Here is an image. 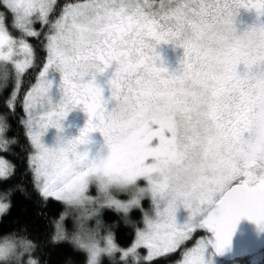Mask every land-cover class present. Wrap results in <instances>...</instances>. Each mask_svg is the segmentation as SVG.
Instances as JSON below:
<instances>
[{
	"label": "snow or ice",
	"instance_id": "1",
	"mask_svg": "<svg viewBox=\"0 0 264 264\" xmlns=\"http://www.w3.org/2000/svg\"><path fill=\"white\" fill-rule=\"evenodd\" d=\"M55 2L3 0L12 13L8 22L0 10V67L12 84L5 100L9 109L19 102L25 75H31L26 69L36 70L34 49L25 37L46 36V60L22 101L40 194L59 199L97 168L147 177L153 194L162 193L165 186L152 182L153 173L196 149L214 171L204 177L208 187L199 207L182 224L171 203L155 219L145 216L146 229L137 230L132 244L120 250L122 256L140 264L176 249L193 229L203 228L214 240L202 237L179 264H205L206 244L222 252L241 217L264 228V171L257 170L264 161V24L239 33L234 24L241 7L264 13V0H75L52 18ZM36 21L47 25L45 33L34 27ZM11 29L19 38L10 35ZM160 42L183 47L178 72H169L160 60L155 51ZM88 61L101 73L116 62L107 99L95 77L85 79L77 71ZM52 69L60 73L55 103ZM111 100L122 102L121 110L109 108ZM78 105L88 114L79 134L64 146H46L43 133L49 126L61 130L63 118ZM96 130L107 155L77 151ZM11 167L0 157V176H8ZM141 245L147 257L137 251Z\"/></svg>",
	"mask_w": 264,
	"mask_h": 264
},
{
	"label": "clouds",
	"instance_id": "2",
	"mask_svg": "<svg viewBox=\"0 0 264 264\" xmlns=\"http://www.w3.org/2000/svg\"><path fill=\"white\" fill-rule=\"evenodd\" d=\"M5 70V67H0V89L6 88L9 84L8 78L4 76ZM77 71L82 78L86 76L92 78L101 73L93 61L82 64ZM121 103L120 101L114 103L118 111L121 110ZM10 127L8 113L0 112V147L6 148L14 142V138L6 135ZM70 139L58 134L57 142L52 148L64 146ZM98 156L97 154L95 157ZM86 164L87 162L85 166ZM257 170L264 171V161H261V167ZM213 174V169L202 162V157L196 149L164 163L160 170L153 173L152 182H159L165 186L162 193L155 195L152 192V183L147 177H145L147 184L140 185L137 179L141 176L129 177L122 172L97 168L84 178L81 185L64 192L59 198L62 208L52 221L53 231L48 242L68 243L74 251L84 254V264H103L105 258L110 264H136L131 256L123 261L117 260L119 245L115 243L114 232L103 226L101 209L112 208L121 214L122 219L127 220L130 209L137 206L141 207L144 217L151 218L148 211L141 206L142 199L150 195L155 218L157 212H162L170 203L175 207L178 204L185 207L187 204L189 211H195L199 207L201 195L208 187L204 177ZM92 185L96 189L94 194L90 191ZM16 191L27 195L26 186L22 182L0 190V216L5 215L10 209L11 197ZM121 192L126 193V199H121L116 194ZM161 201L164 202L162 209L159 207ZM109 240L116 247H111ZM40 247V242L29 234L26 225L0 233V264H48L47 259L42 258L38 252ZM63 264H74L72 257H65Z\"/></svg>",
	"mask_w": 264,
	"mask_h": 264
},
{
	"label": "trees",
	"instance_id": "3",
	"mask_svg": "<svg viewBox=\"0 0 264 264\" xmlns=\"http://www.w3.org/2000/svg\"><path fill=\"white\" fill-rule=\"evenodd\" d=\"M67 2H75V0H56L55 11L50 13V17L54 18L59 15V10ZM0 10L6 13V22L11 20L10 12L0 3ZM9 27L11 25L9 24ZM34 27L42 34L47 31V25L41 26V23H35ZM15 33V29H11ZM18 37V34L15 33ZM25 39L33 46L34 57L36 58V70L33 71L30 65L26 69L25 80L21 90L18 92L19 102L14 109H9L5 105V100L11 94L12 84L9 83L6 88L0 89V112H8V120L11 127L8 128L6 135L14 138V142L8 147L0 148V157L8 160L11 164L10 174L4 178L0 177V190L14 186L17 182H22L26 186L27 195L16 191L11 197V207L8 212L0 216V233L9 231L13 228H19L21 225H26L29 234L38 242L41 247L38 249L42 258H46L48 264H63L65 257L71 256L74 264H84V254L74 251L72 247L61 242L51 244L48 242L49 235L53 231V219L58 215L62 208L60 201L52 198L45 199L36 187L34 173L30 164L31 153L33 152L30 139L24 124V108L23 95L26 94L27 88L31 83L35 82L40 68L47 57L46 36L39 37L28 36ZM142 208H147L146 201H142ZM100 216L103 226L111 229L114 232L115 243L119 245V256L117 260L123 261L125 258L120 256V250L129 247L134 241L137 229L141 225L143 212L140 208L130 210L128 219L121 218V214L114 211L112 208H104ZM181 249H177L167 255L156 257L151 260H143L140 264H173L180 256ZM251 258L238 260L239 264H264V257L257 262H252ZM252 263H251V262ZM103 264H110L105 258Z\"/></svg>",
	"mask_w": 264,
	"mask_h": 264
},
{
	"label": "flooded vegetation",
	"instance_id": "4",
	"mask_svg": "<svg viewBox=\"0 0 264 264\" xmlns=\"http://www.w3.org/2000/svg\"><path fill=\"white\" fill-rule=\"evenodd\" d=\"M237 25L242 28V31L246 30L249 26L256 24H264V13H261L257 16V13L254 9H245L241 7L235 17ZM155 51L159 53L160 60L167 67L169 72L179 71V65L181 58L184 54V49L180 45H173L171 42H160ZM159 62V61H158ZM116 67V62L112 61L111 64L104 70L102 73H98L95 76V82L103 89L102 95L107 99L111 95V90L108 84V80L112 76L114 69ZM238 71L242 69V65L237 66ZM86 79L91 78L86 76ZM60 80V77L59 79ZM59 83V81H58ZM60 97V92L58 99ZM115 100L109 101L108 107L110 108L114 105ZM88 119V114L83 110L81 106L74 107L71 111L61 121L62 130H68L69 138L75 137L79 134L80 129L84 126L85 122ZM245 135H247L245 133ZM89 140L85 144L77 146V151L87 150L89 157H95L99 152L105 149V142L103 135L99 130L92 131L88 134ZM264 251V246L259 253Z\"/></svg>",
	"mask_w": 264,
	"mask_h": 264
},
{
	"label": "rangeland",
	"instance_id": "5",
	"mask_svg": "<svg viewBox=\"0 0 264 264\" xmlns=\"http://www.w3.org/2000/svg\"><path fill=\"white\" fill-rule=\"evenodd\" d=\"M0 3H2L3 4V0H0ZM4 5V4H3ZM5 6V5H4ZM6 7V6H5ZM6 9H7V7H6ZM9 11V10H8ZM10 12V11H9ZM10 16H11V19H12V13L10 12ZM5 20H6V17H5ZM11 21V20H10ZM35 23H41L40 21H36ZM234 24H235V27H236V31H237V33H239V32H242V28H240L238 25H237V23L236 22H234ZM15 33H17L18 34V37H16L15 36ZM15 33H13V32H11L10 31V35H12L13 36V38H19V33L17 32V30H16V32ZM26 38V37H25ZM5 50H6V46H5ZM18 58H20V59H23L24 57H23V54H19V53H17V54H15ZM9 63V66L11 67V62L9 61L8 62ZM59 77H60V73H59V71H57V70H55V69H52V70H50V72H49V78H51V79H53L54 80V84H53V87H52V89H51V91H50V94L52 95V98H53V103H55L57 100H58V96H59V91L57 90V88L55 87V85L56 84H58V79H59ZM27 119V113L24 111V121ZM25 124V123H24ZM25 127H26V130H27V134H28V129H27V126H26V124H25ZM58 134L60 135V136H63V137H65V138H69V134H68V130H62V131H59L58 132V129L56 128V127H54V126H49L48 128H47V130L43 133V135H42V137H41V140H42V142L46 145V146H48V147H53V146H55V144H56V142H57V136H58ZM28 137H29V135H28ZM73 138V137H72ZM29 139H30V137H29ZM30 142H31V139H30ZM154 142H155V140H154ZM31 145H32V143H31ZM0 148H2V147H0ZM32 149H33V151H34V148H33V145H32ZM107 152H108V148H107V146H105V149L103 150H101L100 152H99V156H101V157H103V156H106L107 155ZM33 153V152H32ZM32 153H31V155H32ZM147 180H146V178L145 177H143V176H141V177H139L138 179H137V183L138 184H140V185H145V184H147ZM90 191L94 194L95 193V191H96V189H95V186L94 185H92L91 187H90ZM117 195H118V197L119 198H121V199H126L127 198V195H126V193H116ZM47 198H52V199H54V200H57V201H59V199H56V198H53V197H51V196H49V197H47ZM143 200H145L146 201V205H147V208H145V210H147L148 211V214H149V216L151 217V218H153V219H155V211H154V208H153V205H152V198H151V196L150 195H146L143 199H142V201ZM142 201H141V206H142ZM159 207L162 209L163 207H164V202L163 201H161L160 203H159ZM104 208H108V207H104ZM104 208H102L101 209V211L104 209ZM135 208H140V207H137V206H133L130 210H132V209H135ZM101 213V212H100ZM175 219H176V222L178 223V224H182L187 218H188V216H189V210L187 209V208H185L183 205H180V204H178L177 205V207H176V211H175ZM146 229V224H145V220H144V212H143V216H142V219H141V225H140V227L137 229V230H145ZM211 236H212V232L210 231V230H207V229H203V228H197V229H193V231H192V233H191V235L184 241V242H182L176 249H174V250H172V251H170V252H168V253H161L160 255H158V256H154V257H152L151 259H154V258H156V257H160V256H163V255H167V254H169V253H171V252H173V251H175V250H177V249H181V251H180V256H179V258L173 263V264H179V262L180 261H182L183 260V258H184V256H183V253L187 250V249H189V248H191V247H194L195 246V244H196V242L198 241V240H200L202 237L203 238H208L209 240H212V238H211ZM135 238H136V235H135ZM135 238H134V240H135ZM137 251L138 252H140L141 254H142V256H144V257H147V248L146 247H144V246H140L138 249H137ZM120 256L122 257V258H124L123 256H122V252L120 251ZM264 257V251L263 252H261V253H259V254H257L255 257H253V258H251L250 260L252 261V262H257V261H259L261 258H263ZM151 259H144V260H151ZM203 259H204V261H205V264H239L237 261H232V262H225V261H223V260H221V259H219V258H217L212 252H211V250H210V243H207L206 244V247H205V250H204V253H203ZM250 261V262H251ZM251 262V263H252Z\"/></svg>",
	"mask_w": 264,
	"mask_h": 264
},
{
	"label": "water",
	"instance_id": "6",
	"mask_svg": "<svg viewBox=\"0 0 264 264\" xmlns=\"http://www.w3.org/2000/svg\"><path fill=\"white\" fill-rule=\"evenodd\" d=\"M212 240L214 235L212 233ZM264 246V228L247 217H241L232 232L230 243L222 252H217L210 243L211 252L225 262L254 256Z\"/></svg>",
	"mask_w": 264,
	"mask_h": 264
}]
</instances>
